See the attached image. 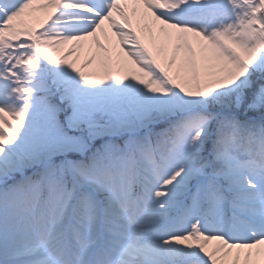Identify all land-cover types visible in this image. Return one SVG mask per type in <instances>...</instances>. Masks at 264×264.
Here are the masks:
<instances>
[{"label": "snow or ice", "instance_id": "6c2138e0", "mask_svg": "<svg viewBox=\"0 0 264 264\" xmlns=\"http://www.w3.org/2000/svg\"><path fill=\"white\" fill-rule=\"evenodd\" d=\"M0 264H264V0H0Z\"/></svg>", "mask_w": 264, "mask_h": 264}, {"label": "rangeland", "instance_id": "374dc122", "mask_svg": "<svg viewBox=\"0 0 264 264\" xmlns=\"http://www.w3.org/2000/svg\"><path fill=\"white\" fill-rule=\"evenodd\" d=\"M87 43V42H86ZM65 47H67V46H65ZM75 55V54H74ZM82 60H83V57H81V62H82ZM85 71H87V69H85Z\"/></svg>", "mask_w": 264, "mask_h": 264}]
</instances>
